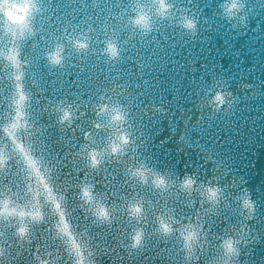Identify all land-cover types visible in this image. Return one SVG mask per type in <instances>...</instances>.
<instances>
[{
	"label": "water",
	"instance_id": "obj_1",
	"mask_svg": "<svg viewBox=\"0 0 264 264\" xmlns=\"http://www.w3.org/2000/svg\"><path fill=\"white\" fill-rule=\"evenodd\" d=\"M141 2L152 17L147 32L133 19ZM168 2L172 7L161 16L153 0H7L0 21H27L31 33L19 42L0 34V49L19 43V83L28 96L26 126L9 134L3 126L15 116L17 81L0 58V148L7 156L0 166V198L28 199L26 189L36 179L28 175L31 158L43 182L65 197L67 219L94 264H184L176 240L154 231V213L167 206L177 216L195 214L199 197L189 208L183 194L154 193L130 178L129 165L144 160L172 178L191 175L224 189L216 210L201 209L210 231L199 264L215 254L214 236L231 233L233 225L240 233L237 264H264V0H243V21L225 16L223 0ZM185 16L195 20L194 33L182 25ZM218 91L226 96L219 107L212 102ZM113 104L127 112L128 151L106 155L91 169L85 145L104 147L109 130L100 126V110ZM61 107L75 113L72 122H60ZM85 182L111 206L110 223L95 220L83 204ZM241 192L256 205L246 221L235 200ZM140 198L147 209L145 238L133 249L128 205ZM41 202L45 219L32 224L30 239H21L11 219L0 217L2 264H38L37 252L73 264L56 234L58 214L51 202Z\"/></svg>",
	"mask_w": 264,
	"mask_h": 264
},
{
	"label": "clouds",
	"instance_id": "obj_2",
	"mask_svg": "<svg viewBox=\"0 0 264 264\" xmlns=\"http://www.w3.org/2000/svg\"><path fill=\"white\" fill-rule=\"evenodd\" d=\"M153 3L157 6L156 11L161 16L166 15L172 7L168 0H153ZM7 7V0H4L0 4V9ZM243 7V0H223L222 8L229 20L239 18L243 21V16L241 15ZM133 19L134 23L145 32L152 27L151 13L142 2L138 4V11ZM181 23L189 31L195 32L196 22L193 18L185 16L182 18ZM30 33L31 29L28 27L27 21L18 26H14L6 20L0 21V34L10 36L17 42ZM109 51L111 55H116L114 47H111ZM18 54L19 43L13 45L7 51L0 49V58H6L12 68L11 77L17 81L15 91L11 97V105L14 108L15 116L10 123L3 126L4 130L12 135L18 134L27 124L25 105L28 96L19 83L23 72ZM53 59L56 63H59L56 57H53ZM212 102L219 107L220 104L226 102L225 94L218 91L213 95ZM59 111L61 123H70L75 117V113L70 107H61ZM100 114L104 116V123L100 126L107 127L109 135L102 148L85 145L87 149V164L91 169L99 168L104 162L106 155L126 154L128 145L131 142L128 130L124 128L127 112L122 106L117 104L101 106ZM6 158L3 148H0V166L3 165ZM26 163L28 165V175L36 176V179L30 182L26 189L28 199L17 201L10 196L4 195L3 198H0V217L11 219L15 233L21 239H30L32 224L40 223L45 219L41 202V198H43L45 202H51V210L53 213L58 214L55 224L56 234L63 241L65 251L72 258L73 264H94L90 248L72 230V226L67 219L68 212L66 208L62 207L65 197L62 194L54 193L50 183L43 182V174L36 171L34 160L29 158ZM127 172L130 178H138L141 183L150 185L154 193H171L177 198L183 194L185 204L189 208H195L197 196L199 197L201 209L207 205L208 209L216 210L224 199V189L218 183L198 181L196 177L191 175H186L183 178H172L167 173L149 167L144 160L130 164ZM80 199L83 204L89 206L95 220L101 223L111 222V206L106 203L102 194L96 193L94 184L85 182L81 185ZM235 200L239 205V215L242 221L252 219L256 211V205L250 194L241 192L235 197ZM148 203L151 204V201ZM201 209H197L195 214L177 216L174 207L166 206L164 211L154 213V231L163 237L176 240L178 251L183 253L184 264H199L201 254L209 244L208 233L210 226L205 228L207 221L202 218ZM128 210L129 220L133 225L132 231L129 233L130 247L133 249L140 248L144 243L145 232L143 223L147 216L143 198L130 200ZM243 228L244 224L241 223V230ZM239 236L240 233L236 231L235 225H233L231 233L226 232L215 235L214 238L217 241L215 245L216 252L206 261V264H237L241 252ZM5 252L3 244H0V258L4 257ZM34 256L38 264H57L58 257H52L51 253H45L44 257H42L37 252ZM0 264H2V261H0Z\"/></svg>",
	"mask_w": 264,
	"mask_h": 264
}]
</instances>
